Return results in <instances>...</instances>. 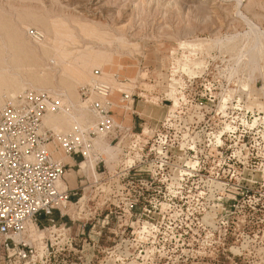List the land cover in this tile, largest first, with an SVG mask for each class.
Instances as JSON below:
<instances>
[{"label": "rangeland", "instance_id": "374dc122", "mask_svg": "<svg viewBox=\"0 0 264 264\" xmlns=\"http://www.w3.org/2000/svg\"><path fill=\"white\" fill-rule=\"evenodd\" d=\"M59 98L71 121L43 126H82L75 188L0 264H264V0H0V123Z\"/></svg>", "mask_w": 264, "mask_h": 264}, {"label": "built area", "instance_id": "2783aa9c", "mask_svg": "<svg viewBox=\"0 0 264 264\" xmlns=\"http://www.w3.org/2000/svg\"><path fill=\"white\" fill-rule=\"evenodd\" d=\"M92 89L95 94L83 102L95 120L94 128L100 132L109 131L113 120L109 114L111 102L109 88L101 80H95ZM39 114L35 127L25 130L15 125L0 123V236L6 252L24 259L28 251L19 248L21 237L28 221L36 223L40 215L50 216L60 202L69 199L70 192L60 188V181L66 172V164L56 159L53 152L61 150L71 157L78 152L82 140V126L74 124L68 133L55 134L45 129L43 119L52 111H63L60 100L56 105L39 102ZM85 127H88L85 126Z\"/></svg>", "mask_w": 264, "mask_h": 264}, {"label": "crops", "instance_id": "0c3cea01", "mask_svg": "<svg viewBox=\"0 0 264 264\" xmlns=\"http://www.w3.org/2000/svg\"><path fill=\"white\" fill-rule=\"evenodd\" d=\"M61 154V152H59ZM53 155L57 157V151L53 152ZM77 156H71V157H66L63 159L64 163L68 167L65 174L62 176L61 181H60V188L61 189H66V190H71L74 189L76 185V179L77 175L74 171V166L77 165Z\"/></svg>", "mask_w": 264, "mask_h": 264}, {"label": "bare ground", "instance_id": "6f19581e", "mask_svg": "<svg viewBox=\"0 0 264 264\" xmlns=\"http://www.w3.org/2000/svg\"><path fill=\"white\" fill-rule=\"evenodd\" d=\"M105 76V75H104ZM93 77V76H92ZM92 77L90 78V80L88 81V84H90V83H92V81H93V79H92ZM98 78H99V80H101L103 83H105L106 85H107V88H109V93H108V96H109V99H110V88H111V85H110V83H108L106 80H104L103 79V76L102 77H99L98 76ZM96 80H98V79H96ZM108 81H110V80H108ZM95 82V81H94ZM111 82V81H110ZM58 94H60V95H62L63 96V94L61 93V92H58ZM59 100H60V102H61V107H63V105L64 106H66V104H67V107L65 108H63V111H64V113L66 114V119L67 120H69V121H71V105L69 104L68 105V103H66L65 102V100L63 99V100H61L60 98H59ZM111 101V100H110ZM111 105H113V103H112V101H111ZM70 108V109H69ZM61 111H62V108H61ZM47 116V115H46ZM46 116L44 117V120H45V118H46ZM76 123H78L77 121H75ZM54 130V129H53ZM61 154L62 155H64L62 152H61ZM87 154H88V151H86L85 152V156H87ZM56 159H59V160H61V161H63V159L64 158H66V157H68V156H66V155H64V158L62 159V158H59L58 156L56 157V156H54ZM64 162V161H63ZM81 162L82 161H80L79 163H78V165H79V167H81L80 166V164H81ZM82 168V167H81ZM60 185V184H59ZM64 205V202H60L59 203V205L58 206H63ZM28 222H30V221H28ZM27 222V223H28ZM26 223V224H27ZM24 232H25V229L23 230V234H24ZM18 240H20V238H18Z\"/></svg>", "mask_w": 264, "mask_h": 264}]
</instances>
